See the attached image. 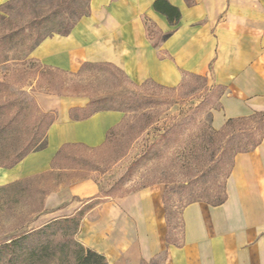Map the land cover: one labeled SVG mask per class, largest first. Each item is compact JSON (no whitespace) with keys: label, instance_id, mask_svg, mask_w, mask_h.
Instances as JSON below:
<instances>
[{"label":"crops","instance_id":"0c3cea01","mask_svg":"<svg viewBox=\"0 0 264 264\" xmlns=\"http://www.w3.org/2000/svg\"><path fill=\"white\" fill-rule=\"evenodd\" d=\"M8 1L0 0V7ZM155 1L176 7L178 20L170 22ZM28 56L63 73L104 63L136 83L167 88L202 77L209 88L220 89L211 119L216 130L228 118L264 113V0H89L88 15L68 34L44 38ZM37 98L41 111L56 113L46 146L11 167L0 166V186L53 169L68 171L51 166L60 148L67 154L74 147L99 149L124 117L109 109L79 119L78 109L89 99ZM102 189L85 178L62 182L53 192L56 206L71 208L70 214L83 200L104 198L85 213L79 233L108 264H148L159 257L161 264H264V139L235 154L223 202L197 200L182 208L177 234L167 227L164 183L121 195L101 196Z\"/></svg>","mask_w":264,"mask_h":264},{"label":"rangeland","instance_id":"374dc122","mask_svg":"<svg viewBox=\"0 0 264 264\" xmlns=\"http://www.w3.org/2000/svg\"><path fill=\"white\" fill-rule=\"evenodd\" d=\"M45 2L15 0L0 7V38L21 27L29 30L31 20H42L48 8L58 10L56 4ZM56 16L47 28L60 14ZM44 30L40 26L39 31ZM35 32L33 27L11 43L0 41V121L24 106L20 122L0 132V157L33 136V120L42 109L37 98L41 95L68 103L104 98L101 102L120 108L124 117L101 148L74 147L70 156L54 165L68 167V171L53 169L31 182L0 186V241L70 215L71 208L56 206L53 191L73 179L98 182L103 188L101 196L130 193L153 182L166 183L168 217L175 234L180 231L179 218L186 204L217 200L227 170L217 162L219 150L215 143L209 144L204 129L213 128L212 110L219 106L220 89L209 88L206 80L197 76H188L174 88L151 81L139 84L110 65H86L72 73L50 71L28 56L36 46ZM225 161L228 169L229 161ZM50 193L47 206L45 199ZM84 201L79 205L84 209L82 218L89 209L102 206L104 198L83 205ZM82 218L74 237L88 247L80 239ZM148 264H161V257Z\"/></svg>","mask_w":264,"mask_h":264},{"label":"trees","instance_id":"16d2710c","mask_svg":"<svg viewBox=\"0 0 264 264\" xmlns=\"http://www.w3.org/2000/svg\"><path fill=\"white\" fill-rule=\"evenodd\" d=\"M11 1L15 0H10L8 2ZM23 1L33 2L36 0ZM39 1H47L45 2V5L56 4L59 8L58 10H52V8H48L47 14L41 17L42 20L37 21V18L35 17L31 20V27H29V30H32L33 27L36 28V45L44 38L53 34H68L76 22L89 13V0ZM84 1L86 3H84ZM159 2L160 1L154 2V7L156 9H161L170 22L178 20L180 13L176 7L169 4H166L165 7H161ZM57 14H60L59 18H57L58 20L52 22L51 25L53 26L51 28H47L48 21L57 17ZM40 26L45 29L43 33L39 31ZM29 30L27 27L18 28L17 30L10 32V34L0 38V41L11 43V41L16 38V36L19 34H28ZM86 65L108 64L85 63L81 67ZM43 67L47 70L49 69L50 71H56L46 66ZM103 99L89 100L85 107L78 109L80 111L78 118H86L92 113L100 110L110 109L122 111L120 108L112 107L107 104L105 105V102H101ZM23 111L24 106L18 107L13 115L3 118L0 121V132H5L7 128L19 123L20 119L22 118ZM54 119L55 116L52 112L40 111L38 116H35L33 120L34 128L36 129L33 136L30 134L31 136L29 139L25 138L20 144L19 149H13L3 157L1 156L0 166L11 167L18 163L29 152L43 149L46 146V131ZM113 130L114 129L109 130L107 134V140L112 134ZM204 136L210 145L213 143L217 145V149L219 150L217 162L227 170L223 182L224 185L222 194L217 197L216 201L211 202L213 204H219L226 198V178L230 172L235 154L250 151L264 139V113L262 111H253L248 115L228 118L226 119L223 126L218 130L211 127L204 129ZM68 156H70V154H67L64 148H60L52 158V168H54V165L62 158ZM142 156H145V153H143ZM226 159L229 161L228 169L226 167ZM132 164H134V162L130 165ZM46 173L48 174L50 171L25 177L21 180L3 185L2 187H14L25 182H31L36 178H40ZM117 183L118 182L113 184L110 189L114 188ZM164 184L166 192V183ZM164 203L167 214V227H169L170 222L168 220V201L166 195L164 196ZM83 214L84 209L80 208L70 215L53 219L37 229L24 231L20 234H15L8 239L1 240L0 264H108L107 259L103 254L98 253L91 248L85 247L75 239L74 234L79 226ZM169 241L170 239L167 238V242Z\"/></svg>","mask_w":264,"mask_h":264}]
</instances>
